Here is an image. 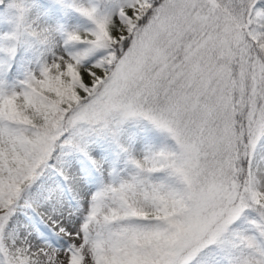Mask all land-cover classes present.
Masks as SVG:
<instances>
[{
	"label": "snow or ice",
	"instance_id": "1",
	"mask_svg": "<svg viewBox=\"0 0 264 264\" xmlns=\"http://www.w3.org/2000/svg\"><path fill=\"white\" fill-rule=\"evenodd\" d=\"M8 8L0 264H264V0Z\"/></svg>",
	"mask_w": 264,
	"mask_h": 264
},
{
	"label": "trees",
	"instance_id": "2",
	"mask_svg": "<svg viewBox=\"0 0 264 264\" xmlns=\"http://www.w3.org/2000/svg\"><path fill=\"white\" fill-rule=\"evenodd\" d=\"M9 0L0 5V12ZM35 3L41 8H47L50 0H35ZM71 22L75 23V18H71ZM137 137V143L143 151L151 149L152 151H160L165 148L174 147V141L166 132L156 129L148 122H140L130 129Z\"/></svg>",
	"mask_w": 264,
	"mask_h": 264
},
{
	"label": "rangeland",
	"instance_id": "3",
	"mask_svg": "<svg viewBox=\"0 0 264 264\" xmlns=\"http://www.w3.org/2000/svg\"><path fill=\"white\" fill-rule=\"evenodd\" d=\"M8 3H10V0L5 4L2 11L0 12V37H2L4 34L9 33L12 30V19L14 16V10H11L8 8ZM137 148L143 152L141 147L139 146V143H137Z\"/></svg>",
	"mask_w": 264,
	"mask_h": 264
}]
</instances>
